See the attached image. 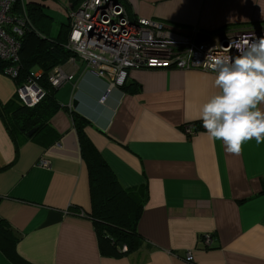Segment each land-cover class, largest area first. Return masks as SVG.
I'll use <instances>...</instances> for the list:
<instances>
[{
  "label": "crops",
  "instance_id": "1",
  "mask_svg": "<svg viewBox=\"0 0 264 264\" xmlns=\"http://www.w3.org/2000/svg\"><path fill=\"white\" fill-rule=\"evenodd\" d=\"M25 1L43 8L47 34L55 38L68 24L74 0ZM116 1L132 21L152 19L184 34L197 27L199 41L219 43L227 34L264 30V0ZM61 67L76 82L55 90V111L34 137L12 133L6 122L4 107L16 100L17 85L0 71V220L17 237L20 259L27 264H264V141H245L235 155L208 136L197 117L217 91L215 74L130 70L122 90H113L101 104L105 79L86 74L78 61ZM74 115L83 120L84 139L119 185L145 191L139 239L128 252L123 245L117 256L101 248L91 218L90 170ZM185 124L197 132L185 134ZM40 160L48 167L39 166ZM204 234L214 236L211 248L203 245ZM0 264L13 263L0 251Z\"/></svg>",
  "mask_w": 264,
  "mask_h": 264
},
{
  "label": "built area",
  "instance_id": "2",
  "mask_svg": "<svg viewBox=\"0 0 264 264\" xmlns=\"http://www.w3.org/2000/svg\"><path fill=\"white\" fill-rule=\"evenodd\" d=\"M69 31L65 49L72 53L68 62H80L85 73L105 79L100 103L104 104L113 90H122L130 70L179 69L197 70L215 74L210 67L211 57L235 56L236 45L264 36V30H250L227 34L221 42L199 41L197 27L188 33H179L152 20H130L124 7L116 0H82L67 10ZM35 28L29 18L25 0H0V61L5 63L3 75L18 79L20 70V38ZM43 72L30 73L25 83L17 86L18 99L28 108L42 100L45 91L36 82ZM48 84L55 90L66 84H75L74 75L61 66L47 75ZM187 135L197 132L192 124H185ZM45 160L39 166L48 167ZM201 241L211 248L215 238L202 235ZM188 254L186 261H191Z\"/></svg>",
  "mask_w": 264,
  "mask_h": 264
},
{
  "label": "trees",
  "instance_id": "3",
  "mask_svg": "<svg viewBox=\"0 0 264 264\" xmlns=\"http://www.w3.org/2000/svg\"><path fill=\"white\" fill-rule=\"evenodd\" d=\"M81 1H72V7H77ZM26 8L35 31L26 32L20 38V70L15 82L20 86L26 82L31 72L40 69L43 75L36 82L45 91V95L32 108L26 107L17 96L15 101L4 107V115L12 133L27 135L30 130L35 129L34 134L30 136L34 137L44 129L45 121L56 108L55 89L48 84L47 75L55 67L64 65L72 57V53L64 47L69 31L68 24H63L57 36L50 38L45 28L48 17L43 8L38 3H27ZM4 67L5 63L0 61V71H3ZM73 119L81 133V152L90 170L93 206L91 218L97 227L101 248L112 256L123 254L120 249L123 245L127 247L128 252L132 249L135 239H139L136 226L145 202V191L139 188H122L94 148L84 139L80 130V122L83 120L77 115H74ZM16 241L17 237L0 220V251L13 264H27L15 253Z\"/></svg>",
  "mask_w": 264,
  "mask_h": 264
},
{
  "label": "clouds",
  "instance_id": "4",
  "mask_svg": "<svg viewBox=\"0 0 264 264\" xmlns=\"http://www.w3.org/2000/svg\"><path fill=\"white\" fill-rule=\"evenodd\" d=\"M235 56L211 57L215 91L197 119L208 136L239 155L245 141H264V36L236 45Z\"/></svg>",
  "mask_w": 264,
  "mask_h": 264
},
{
  "label": "water",
  "instance_id": "5",
  "mask_svg": "<svg viewBox=\"0 0 264 264\" xmlns=\"http://www.w3.org/2000/svg\"><path fill=\"white\" fill-rule=\"evenodd\" d=\"M77 106H78V102L77 101H74L73 102V107L76 109L77 108ZM34 132H35V129H32V130H30L29 132H28V136H31L32 134H34Z\"/></svg>",
  "mask_w": 264,
  "mask_h": 264
},
{
  "label": "rangeland",
  "instance_id": "6",
  "mask_svg": "<svg viewBox=\"0 0 264 264\" xmlns=\"http://www.w3.org/2000/svg\"><path fill=\"white\" fill-rule=\"evenodd\" d=\"M53 15H54V13H53ZM64 17H61V19L59 20H54V22H53V26L55 27V26H57L58 24H60V22L59 21H61L62 19H63ZM65 19V18H64ZM99 102H100V99H99Z\"/></svg>",
  "mask_w": 264,
  "mask_h": 264
}]
</instances>
